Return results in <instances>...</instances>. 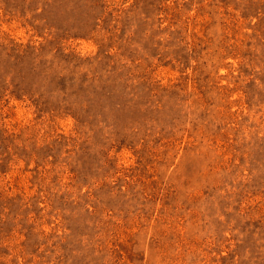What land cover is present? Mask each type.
Listing matches in <instances>:
<instances>
[{
	"label": "rangeland",
	"instance_id": "rangeland-1",
	"mask_svg": "<svg viewBox=\"0 0 264 264\" xmlns=\"http://www.w3.org/2000/svg\"><path fill=\"white\" fill-rule=\"evenodd\" d=\"M0 264H264V0H0Z\"/></svg>",
	"mask_w": 264,
	"mask_h": 264
}]
</instances>
